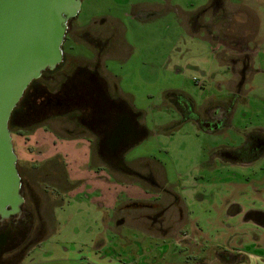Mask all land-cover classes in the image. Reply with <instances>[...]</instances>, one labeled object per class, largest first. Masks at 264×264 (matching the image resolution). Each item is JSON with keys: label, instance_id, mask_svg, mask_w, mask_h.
Segmentation results:
<instances>
[{"label": "rangeland", "instance_id": "374dc122", "mask_svg": "<svg viewBox=\"0 0 264 264\" xmlns=\"http://www.w3.org/2000/svg\"><path fill=\"white\" fill-rule=\"evenodd\" d=\"M210 1L81 0L75 22L81 31H91L92 38L68 40L64 50L81 61L98 60L95 68L111 90L140 112L145 138L130 143L124 159L137 171L153 173L160 186L156 189L150 181L122 173L113 165L108 169L96 152L91 155L87 139L67 132L66 128L73 126L68 116L45 122L62 136L47 125L33 126L24 136L14 135L22 164L27 165L23 163L27 150H64L71 155L52 161V165L58 164L57 174L45 175L39 168L31 175L36 181L62 187H49L56 202L52 206L44 200L49 232L23 264H264V230L245 220L248 212L264 210V155L248 164L224 162L220 157V153L226 156L245 143L253 129L264 128V0H226L240 14L228 11L223 22L212 21L218 35L207 25L196 33L187 31L184 17ZM221 4L219 0L217 6ZM207 18L209 14H203L199 25ZM94 28H101L103 34L97 35ZM238 36L242 39L236 45L231 39ZM248 41L251 69L239 73L246 78L239 92L230 94L227 86L219 88L231 71L216 53L223 51L225 43L231 47L232 68H241L237 59L244 55L242 45ZM178 90L191 99L171 93ZM208 99H214L215 105L234 101L236 105H229L235 107L232 127L210 133L194 123L193 118L204 116ZM214 108L218 114L220 109ZM212 111L207 116H212ZM25 124L23 129L28 128ZM72 157L81 168L79 162L86 161L84 167L93 174L109 170L106 174L122 183L121 194L134 190L133 194L141 197L144 188L154 190L158 198L151 201L159 204L138 208L124 203L114 210L100 196L109 193L106 187L99 186L102 194L96 188L77 194L81 181L65 178L69 176L65 166L70 168ZM37 161L34 163L42 164ZM97 166L102 171L96 172ZM26 170L23 173L30 176ZM36 191L43 194L39 185ZM235 204L240 211L231 214ZM157 212L163 214L156 217L155 230H150L147 225L154 222L147 217L152 214L155 218Z\"/></svg>", "mask_w": 264, "mask_h": 264}, {"label": "flooded vegetation", "instance_id": "af4514ba", "mask_svg": "<svg viewBox=\"0 0 264 264\" xmlns=\"http://www.w3.org/2000/svg\"><path fill=\"white\" fill-rule=\"evenodd\" d=\"M75 21L76 18L68 23L65 42L68 40L72 42L85 41V39L92 38L90 36L91 31H81L80 25L78 23L76 25ZM94 29L97 31V35L103 34L101 28ZM84 33L88 37L84 36ZM234 38L231 40L237 41L235 44L239 45L241 42L239 37ZM228 40L230 41V38ZM231 45L233 46V44ZM242 46L244 48V55L242 54L244 57L238 58L240 55L237 54V60L241 61V68L237 70L239 73L247 74L251 69V49L249 42ZM95 62L91 60L81 61L79 57L72 56L64 50L63 62L54 70L44 71L36 79L26 95V101L20 109L21 111L14 116L13 121L21 129H23V123L26 121L27 130H30L33 126H46L45 122L68 116L69 123L73 126L66 128V130L69 134L71 133V137H85L89 141V150L92 156L96 152L104 160L108 168L113 165L116 170H121L118 165L119 160L113 156V143L117 135V129H119L118 127L122 126L123 133L126 131L123 122H125L130 113V107L125 100L111 90L104 76L95 68ZM182 108L183 106H181ZM234 108L230 107L229 104L225 107L220 106L219 113H214L212 116H207L208 111L205 108L203 111L204 116L201 119L193 118V121L206 132L220 133L232 127L230 118H233ZM181 114L184 117L187 116L185 113ZM131 120L139 132L145 131V128L138 122L133 113H131ZM49 128L55 131L53 126H49ZM63 128L65 127L63 126ZM133 136L132 134H126V138L128 137L129 141H124L119 158H123L122 152L131 143L130 138H133ZM226 154L224 156L220 153V157L222 156L225 159L224 162L230 160L233 163L244 164L257 162L264 155V128L253 129L252 133L247 135L245 143L241 144L232 153L228 152ZM18 168L22 177V191L25 201L21 205L19 213L0 214V264H23L25 259L30 257L39 245H42L50 226L43 212L45 210L44 200L45 198L48 199L52 206L56 204L49 194V187L54 188V184L46 181H36L31 177L36 172V169L41 168V166H24V164L19 162L18 158ZM24 168L27 169V172L29 171L30 176L23 173ZM130 169V172H121L137 176L147 183L150 181L155 185L154 188L156 189L160 186L153 173L137 171L133 166ZM43 184L45 189L42 188ZM37 185L40 186L42 193L46 195L45 197L36 191ZM174 203H178V201H174ZM128 204L138 208L140 206H148L147 203L143 202ZM148 207H151V205L149 204ZM180 211L184 214L183 210ZM235 211H240L239 206L236 204L230 208V213L234 214L233 212ZM157 214L155 218L152 214L148 215L150 218H147L154 222L149 226L147 225L148 229L155 230L156 217L160 218L163 213L157 212ZM245 220L252 221L257 229L264 230V210L248 212L245 215Z\"/></svg>", "mask_w": 264, "mask_h": 264}, {"label": "water", "instance_id": "95a60500", "mask_svg": "<svg viewBox=\"0 0 264 264\" xmlns=\"http://www.w3.org/2000/svg\"><path fill=\"white\" fill-rule=\"evenodd\" d=\"M81 0H0V214L19 213L25 198L18 155L9 128L13 110L33 80L54 70L64 60L68 23L81 11ZM118 127L113 156L123 172H130L119 158L124 141L138 142L139 132L131 114Z\"/></svg>", "mask_w": 264, "mask_h": 264}, {"label": "crops", "instance_id": "0c3cea01", "mask_svg": "<svg viewBox=\"0 0 264 264\" xmlns=\"http://www.w3.org/2000/svg\"><path fill=\"white\" fill-rule=\"evenodd\" d=\"M210 3L211 4L206 6V7L202 6L201 8H198L197 10H195L194 12H191V13L189 12L187 14V16L184 17V20H183L182 24L185 25L184 27H185V29L187 31H189V32L193 31V33H196V32H198L197 29L199 27H203L205 25H207V27L209 26L210 27L209 29L217 30L216 28H213V25L212 26L210 25V23L212 21H214V22L216 21V23L218 22V24H219L220 21L223 22V20L228 18L227 14L229 12H233V13H235V15L236 14L237 15L240 14L239 11L237 12L236 10L230 8V6L227 5L228 3L226 2V0H221V3H222L221 6H217L218 3H219V0H212V1H210ZM214 4H216L215 7H214ZM238 5L233 4V7H236ZM203 14H209V18H207V20L204 22L205 24L199 25L198 19ZM139 15H142V14H139ZM237 17L238 16H236V18ZM241 22H242V20H240V23ZM217 31L216 32H217V35H218V33H220V31L219 30H217ZM233 39H235V38L233 37ZM228 48L231 49V47H229V46L226 47V44L224 43L223 51L222 52H218L217 51V53H216L218 55V57L222 60V62L227 65L228 70L231 71V74H230L231 77L228 78V80H224V81L219 82L220 83L219 88L222 89V84H223V85L228 87V92L230 94H233V93L239 92V88L241 86V83L244 82V78H246V77H245V75L239 74L237 69L232 68V66H231L232 56H230V50ZM105 54H106V52L104 53V55ZM98 59H100V58H98ZM93 60H91V61H93ZM239 77H240V79H239ZM171 93H173V94L178 93L183 98L191 99L190 98L191 96L189 94H187L186 92L182 91V90L173 91ZM190 101L193 102L192 100H190ZM207 101L208 102L206 103V105H204V107L206 108L207 111H212L213 110L214 107H212V105L216 106L215 108L218 107L219 109H220V106H224L225 107L227 105V104L224 105L225 103L224 102H220V101H218L219 105H215L214 104V99H208ZM126 104H127V102H126ZM228 104L232 105V104H235V103H234V101H232V102H230ZM129 110H130L129 114L133 113L135 115V117L137 118L138 122L140 124H142L143 127H144V124L141 123V119H140L141 118L140 117L141 114H140V112H136L131 107H130ZM176 110L180 111V108L179 109L177 108ZM213 114H214V112H213ZM39 126H41V125H39ZM64 127H65V125H64ZM145 130H146V128H145ZM51 132H54V131L51 130ZM57 136H62V135H59L57 133ZM64 137H67V136H64ZM80 138L81 139H86L85 137H80ZM144 138H145V135L139 141H141ZM130 146L127 147L122 152L123 158H124L125 152L130 148ZM27 151H28V153L26 154V156H24L25 160H23L24 161L23 163H26L27 164L26 166H28V165H30V166H38V167L41 166V169H43V172H44L45 175L46 174L47 175H55V174H57L58 170L55 167L57 166V168H58V164L52 165L51 164L52 161H54L56 159H59L60 158L59 156H63V157H67V158L71 156L70 153L65 152L64 150L63 151H57L55 149H48V150H46L44 152L43 151L39 152L38 150L35 149L33 151H30V150H27ZM67 154L69 156H67ZM18 158H19V156H18ZM35 158H36V160L38 159L37 162L42 163V164H40V165L35 164L34 163L36 161ZM75 161H76V159L74 157H72V159L70 160V163H71L70 164V168L68 169V164H67V166H65L66 167V172L65 173L69 175V176H67L65 178L66 179L69 178L70 180H77V181L79 179L81 181V185H79L77 187V190H76L77 194H85V192H87L88 190H89V193H91V191L93 189H95V188H96L97 191H100V194H102V191L98 190V188H100L99 186L106 187V188L109 189V193L106 194L104 192V195H100V196H102V198H104V199H107V201H108L107 203H108L109 208L114 209V210H117L119 205L124 204V203H129L133 199H135V200H137L139 202H143V203H151L153 205H158L159 204L157 201H151L152 198H155V197L158 198V195L156 196V195H154L155 193L153 194L152 191H154V190H152V189L150 190L148 188H144L143 186H141V184H139L140 187H141V190H143L142 188H144V190H146V191L142 192L143 195H141V197H137L136 195H134L133 194L134 190H130V191L128 190L129 192L126 191L125 193L121 194L120 191L123 189V188H121V187H123L121 185L122 183L121 184L118 183V180L114 181L112 179L113 178L112 174H110L111 175V178H110V176H108V174H106L109 170L106 169V171H107L106 173L103 174V172H104L103 171V172H100L99 174L96 175V174L92 173V170H89L86 167H84V166H87V162L86 161L81 160L79 162V163L83 164L82 168L80 166H77L74 163ZM30 163H32V164H30ZM96 169L98 170L96 172L102 171V169L100 170L99 166H97ZM100 180H104V182H102ZM128 183H129L128 185H130L131 182L128 181ZM53 184H55V183H53ZM68 185H71V184L68 183ZM73 185H75V184H73ZM53 186H54V188H57V189H60V187H62L60 185H58V186L57 185H53ZM134 187H137V185H135ZM136 191H138V190H136Z\"/></svg>", "mask_w": 264, "mask_h": 264}, {"label": "trees", "instance_id": "16d2710c", "mask_svg": "<svg viewBox=\"0 0 264 264\" xmlns=\"http://www.w3.org/2000/svg\"><path fill=\"white\" fill-rule=\"evenodd\" d=\"M36 80H33L32 83L29 85V87L27 88V90L24 93V96L22 97L21 101L19 102V104L17 105V107L13 110V113L11 115L10 118V123H9V128L11 130L12 136H13V142H14V148L16 151V146H15V136L14 135H21L24 136L25 134V130L27 129H21L20 127H18V125H16L13 121L14 116L21 111L20 109L22 108L23 104L26 101V95L29 92L31 86L33 85V83H35ZM31 151V150H30ZM17 153V152H16ZM18 155V154H17Z\"/></svg>", "mask_w": 264, "mask_h": 264}]
</instances>
